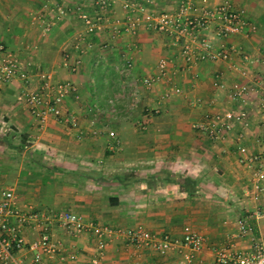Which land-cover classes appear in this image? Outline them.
Wrapping results in <instances>:
<instances>
[{
    "label": "crops",
    "instance_id": "1",
    "mask_svg": "<svg viewBox=\"0 0 264 264\" xmlns=\"http://www.w3.org/2000/svg\"><path fill=\"white\" fill-rule=\"evenodd\" d=\"M43 1L0 0V41L20 60L30 62L26 78L16 74L0 85V190L12 188L15 199L26 209L70 210L86 223L144 227L173 235L180 233L183 224L198 226L205 239L193 261L210 262L215 247L232 240L238 219L229 222L230 217L219 207L233 201L231 192L244 187L240 179L249 172L237 162L232 141L209 140L191 127V121L201 117L212 96L217 101L212 109L227 107L225 90L214 89L211 77L215 69H221L225 81L232 80L236 75L228 62L203 61L192 72L179 71L177 46L143 26L135 33L122 32L110 39L105 26L90 36V49L77 52L74 43L83 42L84 30L74 7L90 11V5L86 0H58L65 10L58 15L51 2L43 8ZM121 1L114 0L106 13L108 20H121ZM174 1L153 0V6L168 7ZM229 1L243 9L256 31L247 36L228 35L225 42L239 45L253 56H264V0ZM33 10L53 19L44 34L30 20ZM65 50L77 53L80 64L76 71L60 65ZM122 53L131 59L129 69L121 66ZM159 56L168 60L173 81L186 93H173L160 104L157 98L165 82L150 87L139 82ZM229 62H242L252 76L264 74L260 63L248 64L236 55ZM44 71L51 74L52 81L67 80L75 86L76 95L69 92L62 102L65 113L75 114V127L51 115L40 124L15 98L20 88L38 86L39 73ZM195 97L200 101L193 102ZM248 111L251 126L245 143L249 149H258L262 145L254 136L262 132L261 122L253 106ZM76 128L84 129V134L77 135ZM91 128L97 133L91 135ZM247 222L252 234L262 238L264 212L254 213ZM35 235L32 225H26V238ZM49 235L63 246V261L58 262L92 264L89 259L95 246L89 230L69 236L54 221ZM234 241L237 249L249 251V239ZM184 251L187 248L180 245L157 253L113 237L97 264H184Z\"/></svg>",
    "mask_w": 264,
    "mask_h": 264
},
{
    "label": "built area",
    "instance_id": "2",
    "mask_svg": "<svg viewBox=\"0 0 264 264\" xmlns=\"http://www.w3.org/2000/svg\"><path fill=\"white\" fill-rule=\"evenodd\" d=\"M90 11L80 5L74 7L75 15L80 19L84 35L82 41H76L74 48L79 51L90 49V36L103 31L107 26L108 39L118 34L135 33L139 27H148L163 34L168 42L177 46L181 63L179 71L192 72L194 65L203 61L223 60L228 62L229 69L235 77L228 83L223 70L215 69L211 77L214 89L225 90L227 107H212L217 103L215 97L209 98L207 108L201 117L191 121V127L209 140H230L234 143L236 160L249 172V188L251 193L258 194L264 190V74L252 76L242 62H229L236 55L241 61L260 63L264 65V56H253L245 52L239 45L226 43L224 37L231 34L247 36L256 29V25L248 20L243 9L235 7L229 0L208 3L207 0H175L170 6L154 8L153 0H122L121 20L109 19L107 11L114 0H86ZM53 4L56 14H63L64 8L58 0H44L43 8ZM31 22L38 23L41 34L47 32L53 21L52 17H43L33 10L30 13ZM81 43V44H80ZM107 41L103 42L106 45ZM65 50L62 52L60 65L69 71H76L80 64L79 57ZM29 61L20 60L15 52L0 41V85L19 74L26 78V66ZM131 59L122 53L121 66L129 69ZM173 72L168 60L159 56L153 63L152 70L140 76L139 82L144 87L164 81L165 87L157 98L160 104L171 94L186 95L183 88L173 81ZM39 85L34 88H20L15 98L22 101L29 113L41 124L51 115L62 119L68 127H75L77 118L72 112H64L63 99L69 92L75 93V86L67 80L52 81L49 72L39 73ZM76 95V93H75ZM113 101L112 97L108 98ZM195 97L193 102H199ZM253 106L258 113L262 132L254 136L255 141L262 146L249 149L245 143L246 133L251 126L248 108ZM158 111L157 109H153ZM142 128L144 126L142 125ZM84 129L76 128L79 136ZM97 133L91 128L90 134ZM113 135V131L108 132ZM55 221L66 235L77 236L89 230L94 237V253L90 262L97 264L103 249L113 237H121L123 242L131 247L148 248L157 253L173 251L185 246L182 253L184 264H264V239L252 234L251 226L245 217H238L232 240L217 245L214 257L208 263L197 259L193 261L194 253L199 251L205 234L203 229L183 224L180 233L173 235L169 231L156 232L144 227L124 228L107 224L84 222L79 215L70 210L56 212L33 209L21 205L13 195L12 188L0 190V264H70L63 261L60 241H53L49 229ZM31 224L36 235L26 238V225ZM234 238H248L249 251H241L235 247ZM70 256V255H69ZM62 260L61 262H58ZM137 263L136 260L133 261Z\"/></svg>",
    "mask_w": 264,
    "mask_h": 264
},
{
    "label": "rangeland",
    "instance_id": "3",
    "mask_svg": "<svg viewBox=\"0 0 264 264\" xmlns=\"http://www.w3.org/2000/svg\"><path fill=\"white\" fill-rule=\"evenodd\" d=\"M254 32H252V34ZM136 81L137 80H135V82ZM247 176H249L248 173L243 175V178L240 179V185L245 187L247 183ZM244 187H241L239 190H234L231 192V196L234 198L233 201L227 202L228 206L222 205V207H219L220 210H224L223 213H227V216L230 217L228 219L229 222H232L236 217H245L248 221L254 213L259 214L264 212V190L260 191V193L255 195L254 193H251L249 185L246 186L245 191L242 190V188ZM194 228H198V226ZM262 238L264 239V235Z\"/></svg>",
    "mask_w": 264,
    "mask_h": 264
}]
</instances>
